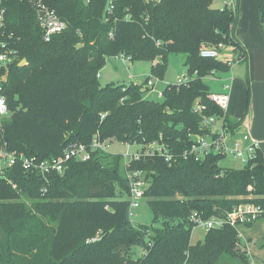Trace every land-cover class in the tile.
<instances>
[{"label":"trees","instance_id":"1","mask_svg":"<svg viewBox=\"0 0 264 264\" xmlns=\"http://www.w3.org/2000/svg\"><path fill=\"white\" fill-rule=\"evenodd\" d=\"M44 1L68 23L49 41L28 2H5L6 31L18 60H25L11 64L3 89L10 111L2 122L6 148L46 160L72 142L90 145L95 135L162 144L169 161L155 155L124 165V172L144 173L143 199L161 225L133 224L129 199L117 198L129 197L121 154L96 149L90 159L70 160L62 173L46 176L15 163L0 177V264H218L225 258L248 264L229 225L210 228L191 244L189 217L224 215L247 201L264 208V151L241 168L221 167L223 157L213 153L198 161L182 157L193 135L205 133L194 103L221 114L207 99L204 78L229 71L222 61L201 57L200 49L221 44L244 57L234 36L237 8H215L214 0ZM256 16L264 24V0ZM171 53L185 55L187 74L195 78L166 84L158 100L150 98L146 82L163 79ZM119 54L152 62L143 83L100 86L99 70ZM225 121L231 133L238 129L239 120L227 114ZM95 235L98 240L87 241ZM134 247L146 253L134 256Z\"/></svg>","mask_w":264,"mask_h":264},{"label":"built area","instance_id":"2","mask_svg":"<svg viewBox=\"0 0 264 264\" xmlns=\"http://www.w3.org/2000/svg\"><path fill=\"white\" fill-rule=\"evenodd\" d=\"M18 1H26L34 9L37 22L43 32L44 41H49L53 35L67 28V21L60 18L44 0ZM5 2L6 0H0V177H3L5 169L11 167L15 163H18L25 171H36L42 176H46V174L51 172L60 174L67 168L70 160L86 161L90 159L92 151L96 149L105 150L106 144L105 141H100L95 135L90 145L72 142L63 150L60 156L46 160H38L35 156H28L21 152L10 151L6 148V143L3 140L2 122L3 119L9 115L10 111L6 96L3 94V89L11 64L18 61L20 65L24 63L25 60H18L17 49L12 44L14 42L13 34L6 31ZM224 6L234 10L232 1L225 3ZM111 9L112 5L109 2L107 12H111ZM231 53L232 47L221 44L217 47L211 45L204 46L199 51L201 57L215 58L222 61L229 67V71L233 64L241 60V57L233 58ZM117 57H121L124 63L129 59L123 54H119ZM216 72L217 71L212 70L210 74L216 75ZM195 74L196 73L193 75H181L176 78V81L169 83L176 86L188 85V83L195 78ZM129 78H132V75H130ZM154 79L156 78L151 77L146 82L145 88L149 89L148 92L154 89ZM228 79L222 85V90L219 92H210L207 95L208 101L221 111L219 116L209 114L207 112V104L200 103L198 100L194 103L192 111L200 116V125L201 128L205 130V133L193 135L192 143L188 149L183 151L182 157H192L194 160L198 161L212 153L218 154L223 158L231 155L238 159L244 166L256 158L258 150H261L259 140L252 137L249 132H238L236 130L231 133L228 128L225 118L228 114L230 101L229 91L231 89L232 77H228ZM161 94V91L158 92L159 97H161ZM124 143L127 148L130 146L136 147L131 153L127 151L122 155L126 160L125 165L144 156H163L167 161L172 158V154L168 152V149L157 142L145 144L127 141ZM125 176L129 182L130 209L136 208L144 198L148 182L145 181L144 173L140 170H126ZM248 198L250 199L251 197ZM262 216H264V208L252 201H247L238 204L224 215H213L207 219L203 218L198 212H193L189 217V221L192 223V231L196 228H201L206 232L210 228H221L225 225L233 227L237 233L240 250L248 259V264H263L257 263L255 255L251 251V246L254 245L256 241L246 235L242 230L246 224L254 223ZM98 239L99 236L95 235L87 241L92 242ZM148 245L150 246L151 242H148ZM143 252L146 253V251Z\"/></svg>","mask_w":264,"mask_h":264},{"label":"rangeland","instance_id":"3","mask_svg":"<svg viewBox=\"0 0 264 264\" xmlns=\"http://www.w3.org/2000/svg\"><path fill=\"white\" fill-rule=\"evenodd\" d=\"M220 0H214L212 6L218 5ZM238 1V0H237ZM247 7L249 10L246 13L253 10L252 0H246ZM256 9L253 10L252 18L248 20L253 21L254 27L252 28L250 23H244L242 26L243 31L237 34L238 24L235 27L234 35L239 41L241 36L247 37L250 41V46L258 48V41L256 36L260 34V36L264 40V24L261 26L258 24ZM247 16V15H246ZM239 23V20H238ZM242 42L241 40L239 41ZM241 57L240 61H237L233 64V72L232 70L228 72L218 71L216 75L208 74L204 80L209 85L211 92H219L221 88V81L225 75L232 78H240V81H234V84L231 83V89L229 91L230 96L232 97V103L237 105V114L239 115V127H245L249 124L248 119L252 114L254 115V123L257 125H262L264 129V89L262 90L259 97L255 95L256 87H252V81H255L253 78V64L251 61H246L241 53L238 51L233 52V58ZM222 59V58H221ZM185 55L183 53H171L168 55L167 60V68L163 79H154L155 85L153 91L146 94L150 98H154L155 100L159 99L158 92L162 91L167 83L176 81V77L182 74H187V67L184 64ZM25 63V61H24ZM22 63V64H24ZM152 67L151 61H132L130 59L126 60L124 64L121 60V57L108 58L102 68L99 70L98 74V82L100 86H105L107 84H117V83H127L129 81L143 83L146 79V76L149 75ZM129 74H131L134 78L130 79ZM229 80V79H228ZM262 87V86H260ZM257 91V90H256ZM230 99V100H231ZM250 106V108H249ZM254 106V109H253ZM250 110H249V109ZM248 117V119H246ZM258 120V121H257ZM251 124V123H250ZM242 129V128H241ZM264 139L260 142V147L264 151ZM105 151L111 154H121L124 155L127 151L132 152L135 150V146H130L127 148L124 142L118 141L116 139H108L105 141ZM126 160L123 158L120 167L121 176L124 175V165ZM219 165L221 167H232V168H241L243 164L236 158L231 155L223 158L219 161ZM117 198L129 199V197L125 194L117 195ZM248 197H255L249 195ZM130 220L135 225H153L160 226L161 220L153 221V214L149 207L148 202L145 199L140 201V205L136 208L130 209ZM242 230L248 233V236L256 241L254 245L251 246V251L256 257L257 263H264V216L259 218L252 224L251 227L245 228ZM100 233V230L99 232ZM250 234V235H249ZM205 235V232L201 228H196L191 232V244L195 243L198 240H202ZM134 256H140L143 253V249L141 247L133 248ZM218 264H241V262L237 259H222L218 262Z\"/></svg>","mask_w":264,"mask_h":264},{"label":"crops","instance_id":"4","mask_svg":"<svg viewBox=\"0 0 264 264\" xmlns=\"http://www.w3.org/2000/svg\"><path fill=\"white\" fill-rule=\"evenodd\" d=\"M231 1L234 4V9L236 7L237 10H238L239 23H238L237 34H238V32L240 34L243 31L242 26H243L244 23H250L251 27L253 28L254 27L253 21L252 20L251 21L248 20L247 17L249 16V19L252 18V14L254 12L253 10L256 9V5H258V0H252V4H253L252 8H253V10H251L249 13L248 12L246 13V11L249 10V8L247 7V4H246V2H247L246 0H238V1L237 0H220L218 2V5L213 6V7H215V8H223L225 3L231 2ZM256 38H257V41H258V44H257L258 48L250 46V41L247 39V37H245L243 35L240 38V40L242 41L240 44L242 46V50L241 51H242V53L244 55V59L246 61H251V64H253V70L252 71H253V78L255 79V81H252L251 83H252V87L253 86L256 87L257 91L255 90V95H257V97H259V95L262 92V90H260V89H262V88L264 89V40L260 36V34L257 35ZM231 54H232L231 56L233 57V51H232ZM116 57L117 56H115V58ZM112 58H114V57H112ZM234 67L233 66L231 67L232 72H233V68ZM130 75L131 74H129V76ZM182 75H184V74H182ZM177 77H179V75ZM133 78L134 77L132 76V78H130V79H133ZM227 79H228V76H226V75L222 79H218V80L221 81L220 90H222V85L224 84V82L227 81ZM234 81L235 82L236 81H240V78H232V81H231L232 84H234ZM135 83L140 84L139 82H135ZM260 86H262V87H260ZM231 98L232 97L230 96V99ZM231 101H232V99L229 101L228 118L231 120V122L236 123L239 120V115L240 114L238 113V115H236L237 111H238L237 110V105L233 104L232 103L233 101L232 102ZM249 108H250V106H249ZM253 109H254V106H253ZM249 117H250L249 119H248V117H246V119H248V121H249V124H247L245 127L242 126L241 127L242 129L240 127H238L237 131L238 132L247 131V132H249L252 135V137L256 138L259 141H262V139H264V129H263L262 125L253 124L254 123V121H253L254 115L251 114ZM260 149L262 150L261 147H260ZM251 226H248V227H251ZM248 227H245V228H248ZM245 234L248 235V233H246V232H245ZM256 257H257V255H256Z\"/></svg>","mask_w":264,"mask_h":264},{"label":"water","instance_id":"5","mask_svg":"<svg viewBox=\"0 0 264 264\" xmlns=\"http://www.w3.org/2000/svg\"><path fill=\"white\" fill-rule=\"evenodd\" d=\"M81 46V44H78L76 47H80ZM21 65V64H20Z\"/></svg>","mask_w":264,"mask_h":264}]
</instances>
